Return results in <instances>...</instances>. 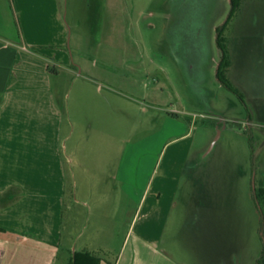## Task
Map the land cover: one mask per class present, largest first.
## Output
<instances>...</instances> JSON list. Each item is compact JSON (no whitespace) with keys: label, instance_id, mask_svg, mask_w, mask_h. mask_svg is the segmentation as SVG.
Segmentation results:
<instances>
[{"label":"crops","instance_id":"crops-1","mask_svg":"<svg viewBox=\"0 0 264 264\" xmlns=\"http://www.w3.org/2000/svg\"><path fill=\"white\" fill-rule=\"evenodd\" d=\"M141 2L0 0V264H68L73 252L98 264H178L161 235L182 175L195 178L190 131L169 127L158 141L163 109L155 89L147 92L146 68L126 58V45L119 60L102 57L114 51L116 24L136 37ZM155 6V17L168 16ZM245 37L264 47V31ZM142 101L160 122L132 142L141 126L125 120L132 103L146 113ZM68 182L76 185L72 201ZM81 206L101 226L78 234L70 252L64 234ZM124 223L117 254L106 258Z\"/></svg>","mask_w":264,"mask_h":264},{"label":"rangeland","instance_id":"rangeland-1","mask_svg":"<svg viewBox=\"0 0 264 264\" xmlns=\"http://www.w3.org/2000/svg\"><path fill=\"white\" fill-rule=\"evenodd\" d=\"M141 1L144 22L136 37H123L116 24L114 51L102 57L117 61L126 45V58L144 65L147 92L155 89L152 100L163 109L158 141H165L169 127L184 126L192 141L188 161L198 164L195 178L187 180L185 171L180 179L161 247L178 264H264V47L244 38L264 31V0H233V7L232 0H155L164 15L169 12L165 17H155L152 0ZM223 54L228 66L221 64ZM82 55L90 56L85 48ZM250 55L261 62L251 66ZM146 103V113L130 106L125 121L132 130L141 126L132 142L159 125ZM172 108L181 112L169 123ZM67 184L72 201L76 185ZM77 215L64 234L70 252L78 248V234L101 226L87 207ZM120 225L106 258L117 254L126 227Z\"/></svg>","mask_w":264,"mask_h":264},{"label":"trees","instance_id":"trees-1","mask_svg":"<svg viewBox=\"0 0 264 264\" xmlns=\"http://www.w3.org/2000/svg\"><path fill=\"white\" fill-rule=\"evenodd\" d=\"M232 7L234 6L233 0L231 1ZM221 64L224 66H228L227 59H224V54L222 57ZM222 84L228 87L227 82L223 78H218ZM173 117H178L176 113H168ZM68 264H98L96 257H94L89 252H73L70 262Z\"/></svg>","mask_w":264,"mask_h":264}]
</instances>
